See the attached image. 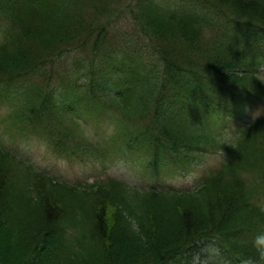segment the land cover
<instances>
[{
    "label": "trees",
    "instance_id": "16d2710c",
    "mask_svg": "<svg viewBox=\"0 0 264 264\" xmlns=\"http://www.w3.org/2000/svg\"><path fill=\"white\" fill-rule=\"evenodd\" d=\"M3 13L15 28L0 33L11 112L0 129V264H194L197 240L230 264H264L254 246L264 232V0H0ZM248 106L262 111L236 139L214 136ZM37 132L69 159L120 153L152 166L153 155L190 167L226 154L191 191L73 182L5 141Z\"/></svg>",
    "mask_w": 264,
    "mask_h": 264
},
{
    "label": "rangeland",
    "instance_id": "374dc122",
    "mask_svg": "<svg viewBox=\"0 0 264 264\" xmlns=\"http://www.w3.org/2000/svg\"><path fill=\"white\" fill-rule=\"evenodd\" d=\"M117 29L121 31H125L126 33L134 34L137 36V33L130 27L125 24H118ZM24 151L31 152L32 158L34 161L41 166L56 175L64 176L67 179L72 181L80 180V179H89L92 180L99 175L110 173L116 174L121 177H125L133 181L136 185H148L149 181L145 180L146 175H137L133 174L134 167L130 166L129 163H125L124 161H120V163H116L113 165V168L105 171L102 164H90L86 162L81 163H71L68 160L55 159L48 153H46V149L41 146L29 145L24 146ZM212 157L204 158V157H196L192 170L189 172H184V174L180 176H173L171 178L166 179L165 181L174 184L175 187H193L197 182V177L201 173V169L203 166L207 164L209 160H212ZM200 164H197V163ZM202 252L208 253L207 255L201 256V254L196 252L194 256L195 262L200 264H208L210 259H212L214 254L213 246L208 244L203 249Z\"/></svg>",
    "mask_w": 264,
    "mask_h": 264
},
{
    "label": "clouds",
    "instance_id": "9594fccd",
    "mask_svg": "<svg viewBox=\"0 0 264 264\" xmlns=\"http://www.w3.org/2000/svg\"><path fill=\"white\" fill-rule=\"evenodd\" d=\"M254 246L258 251L260 259H264V232L257 234L254 238ZM243 264H257L255 257H248Z\"/></svg>",
    "mask_w": 264,
    "mask_h": 264
}]
</instances>
